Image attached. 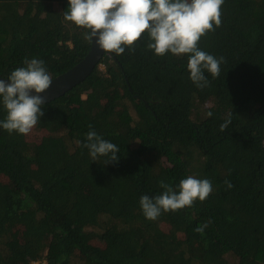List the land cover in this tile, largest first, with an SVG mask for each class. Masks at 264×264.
<instances>
[{"label":"trees","instance_id":"16d2710c","mask_svg":"<svg viewBox=\"0 0 264 264\" xmlns=\"http://www.w3.org/2000/svg\"><path fill=\"white\" fill-rule=\"evenodd\" d=\"M67 8L0 0V76L37 58L54 78L85 57L91 42ZM145 43L106 52L103 69L45 102L38 138L0 128V264H264V0H224L221 26L198 45L224 58L203 89L187 54ZM89 125L118 163L92 161ZM189 175L211 180L210 196L147 220L140 197Z\"/></svg>","mask_w":264,"mask_h":264},{"label":"clouds","instance_id":"9594fccd","mask_svg":"<svg viewBox=\"0 0 264 264\" xmlns=\"http://www.w3.org/2000/svg\"><path fill=\"white\" fill-rule=\"evenodd\" d=\"M224 0H68L64 19L84 30V38L94 42L100 50L121 55L126 48L135 51L142 38L145 47L157 56L171 53L188 55L190 80L203 89L220 74L223 57H215L199 48L202 37L222 24ZM25 66L13 70L7 79H0V105L6 112L0 128L9 134L28 135L44 116L45 98L40 94L50 88L51 74L42 59L23 61ZM209 117L212 112L207 113ZM231 124L228 118L220 125L225 131ZM82 147L89 150L92 161L105 158L104 165L119 162V148L102 138L89 125ZM230 189L233 185L225 180ZM163 191L154 197L142 195L139 204L144 217L156 221L162 213L176 212L204 202L212 193L211 180L193 175L181 179L176 188L161 180ZM208 223L195 231L203 233Z\"/></svg>","mask_w":264,"mask_h":264},{"label":"water","instance_id":"95a60500","mask_svg":"<svg viewBox=\"0 0 264 264\" xmlns=\"http://www.w3.org/2000/svg\"><path fill=\"white\" fill-rule=\"evenodd\" d=\"M105 53L98 48L94 40V42H91L90 49L85 57L68 71L52 78L50 88L40 95L45 98L46 102L65 95L94 72L97 65H100ZM0 79L7 78L0 76Z\"/></svg>","mask_w":264,"mask_h":264},{"label":"rangeland","instance_id":"374dc122","mask_svg":"<svg viewBox=\"0 0 264 264\" xmlns=\"http://www.w3.org/2000/svg\"><path fill=\"white\" fill-rule=\"evenodd\" d=\"M99 67L102 68V69L104 68V66H103L102 64H101ZM31 133H32V131H31L29 134L31 135ZM40 134H41L40 132H39V133H36V132H35V133H32V136H33L34 138H38V137L40 136ZM37 136H38V137H37Z\"/></svg>","mask_w":264,"mask_h":264}]
</instances>
